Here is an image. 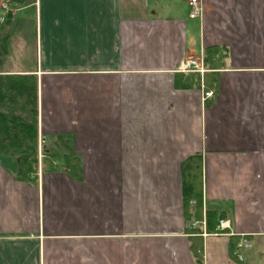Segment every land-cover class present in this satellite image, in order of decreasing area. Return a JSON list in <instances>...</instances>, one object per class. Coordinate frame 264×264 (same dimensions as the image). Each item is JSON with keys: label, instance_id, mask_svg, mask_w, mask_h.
Here are the masks:
<instances>
[{"label": "crops", "instance_id": "0c3cea01", "mask_svg": "<svg viewBox=\"0 0 264 264\" xmlns=\"http://www.w3.org/2000/svg\"><path fill=\"white\" fill-rule=\"evenodd\" d=\"M199 1L198 18L187 0L0 9V24H34L32 50L8 33L0 76L35 77L43 147L69 133L81 165L79 181L39 166L30 185L0 155V264H264V0ZM211 45L225 57L204 98L189 84L199 73L179 66ZM193 154L203 211L227 222L201 235V263L182 210L180 163ZM233 236L251 243L242 261Z\"/></svg>", "mask_w": 264, "mask_h": 264}, {"label": "trees", "instance_id": "16d2710c", "mask_svg": "<svg viewBox=\"0 0 264 264\" xmlns=\"http://www.w3.org/2000/svg\"><path fill=\"white\" fill-rule=\"evenodd\" d=\"M10 9L22 5L26 0H5ZM6 32H0V57L6 51ZM225 50L218 45L203 49L202 60L207 71L191 77L189 84L204 91H217V74L223 66ZM208 105L209 101H205ZM37 88L33 76H0V155L15 158L17 169L15 178L30 185L38 181L37 149ZM41 172L64 171L73 179L81 178L80 158L73 148V137L69 133L55 136L52 146H41ZM182 189V210L189 234V249L196 262H202V225L192 227L193 221H204L207 233L216 232L219 219L225 214L220 211H203L202 207V162L200 154H193L180 163ZM193 203V204H191ZM222 232H225L224 230ZM239 238L230 237L229 249L233 254Z\"/></svg>", "mask_w": 264, "mask_h": 264}, {"label": "built area", "instance_id": "2783aa9c", "mask_svg": "<svg viewBox=\"0 0 264 264\" xmlns=\"http://www.w3.org/2000/svg\"><path fill=\"white\" fill-rule=\"evenodd\" d=\"M187 5H188V16L189 18H198L200 17L201 13H202V6L199 0H187ZM0 8L2 10H7L8 9V3L7 2H2L0 4ZM179 69L181 71H194V72H198L200 74H202L205 69L202 63V59L201 58H194V57H189L187 58L185 61H183L180 66ZM212 95V91H205L203 96L204 98L206 97H210ZM41 138L38 135V154L40 156L41 154ZM195 221L191 222V226L195 227ZM198 223V222H197ZM226 221L224 219H219L217 225H216V232H214V234H219L221 233L225 226H226ZM201 227H202V232L200 233L201 235H205V230H204V221L201 222ZM251 247V243L244 237L241 236L240 240L236 243L235 245V250H234V254L237 258L238 261H242L243 260V254L245 250L250 249Z\"/></svg>", "mask_w": 264, "mask_h": 264}, {"label": "rangeland", "instance_id": "374dc122", "mask_svg": "<svg viewBox=\"0 0 264 264\" xmlns=\"http://www.w3.org/2000/svg\"><path fill=\"white\" fill-rule=\"evenodd\" d=\"M5 0H1V2H0V4L2 3V2H4ZM6 2V1H5ZM1 9V8H0ZM11 9H10V6H9V4H8V9L7 10H5L6 12H8V11H10ZM0 13H1V11H0ZM6 31V33H7V37H6V40L8 39V33L9 34H13V35H17V33L18 32H23L25 35H27V39H28V41H29V46H28V49L29 50H32L33 49V47H34V44H33V41H34V24H0V32H5ZM18 36V35H17ZM19 37V36H18ZM14 38H16V37H14ZM17 39H15V40H13L12 41V45H11V49H12V55H10V60H11V62L13 63L14 62V59L16 58V53H15V51L14 50H16L17 49ZM30 53V52H29ZM4 55V54H3ZM2 55V56H3ZM37 149H38V136H37ZM40 150H41V148H40ZM40 157H41V154H40V156H39V154H38V159H39V166H41V164H40ZM10 159L11 160H14L15 162H16V160H15V158L14 157H12V156H10ZM9 159V160H10ZM39 170V169H38ZM38 173H39V171H38ZM191 204H193V203H191ZM196 223H195V225H196V227L197 226H199V225H201L198 221H195ZM198 222V223H197Z\"/></svg>", "mask_w": 264, "mask_h": 264}, {"label": "bare ground", "instance_id": "6f19581e", "mask_svg": "<svg viewBox=\"0 0 264 264\" xmlns=\"http://www.w3.org/2000/svg\"><path fill=\"white\" fill-rule=\"evenodd\" d=\"M194 58H201V59H202V54L200 55V57H194ZM202 63H203V60H202ZM203 66H204V64H203ZM204 69L206 70L205 66H204ZM193 72H194V71H193ZM204 72H205V71H204ZM204 72H203V73H204ZM196 73H198V72H196ZM203 73H202V74H203ZM199 74H200V73H199ZM202 74H200V75H202Z\"/></svg>", "mask_w": 264, "mask_h": 264}]
</instances>
